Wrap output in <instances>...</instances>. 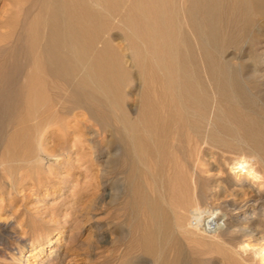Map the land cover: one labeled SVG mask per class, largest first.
I'll return each instance as SVG.
<instances>
[{"label":"rangeland","instance_id":"rangeland-1","mask_svg":"<svg viewBox=\"0 0 264 264\" xmlns=\"http://www.w3.org/2000/svg\"><path fill=\"white\" fill-rule=\"evenodd\" d=\"M36 1L0 0V63L19 61V38L37 14ZM84 2L102 22V35L121 64L119 92L105 94L92 83L78 84L77 71L70 75L73 85L45 75V101L35 108V117L47 107L53 116L26 137L28 161L8 157L6 141L12 126L0 130V264H264V253L263 257L234 254L236 235L210 239L203 235V224L195 232L186 219L195 208L212 211L222 200L243 201L248 193L241 190L236 195L239 180L264 196V14L251 15L245 0H224L225 15L219 20V32L231 41L221 53L228 49L232 53L230 71H241L247 89L241 112L251 121L239 127L236 142L211 149L195 138L161 95L156 109L159 117L165 112L174 119L165 132L172 142L159 161L147 159L144 169L139 166L135 172L134 125L149 105V83L158 78V71L119 12L103 0ZM41 16L44 28L48 19ZM190 32L186 39L193 46L198 71L208 76L209 63ZM18 70L22 77L23 69ZM32 104L28 97L19 102L22 110ZM255 139L263 150L256 149ZM242 159L253 162L260 176L257 183L243 173L236 176L233 163ZM137 186L145 196L157 194V202L170 209L175 231L161 241L164 246L161 243L157 254L143 247L144 215L134 203ZM177 204L179 211L173 209ZM220 213L229 219L235 211Z\"/></svg>","mask_w":264,"mask_h":264},{"label":"bare ground","instance_id":"bare-ground-1","mask_svg":"<svg viewBox=\"0 0 264 264\" xmlns=\"http://www.w3.org/2000/svg\"><path fill=\"white\" fill-rule=\"evenodd\" d=\"M84 1L37 0L35 2L38 7L37 14L28 21L19 38V50L22 52L19 61L12 58L8 62L0 63V130L6 125L12 126V133L6 141L9 148L8 157L11 159L29 160L26 137L53 116V110L47 107L35 117V108L42 107L45 101L43 94L45 75L61 79L64 85L70 83L73 85L70 75L77 71L78 84L92 83L98 91L105 94V91L109 93L111 90H115L113 95L119 92L118 87L121 83L118 71L122 69L121 64L102 35V22L89 11ZM103 1L125 18L128 27L141 42L145 54L156 65L158 71V78L149 83V105L134 125L135 172H138L139 166H146L147 159L159 161L172 142L165 132L166 129H170L174 119L165 112L159 117L156 109L161 95L167 98V105L170 103L175 107L174 111L195 138L211 149H220L227 142L237 140L241 134L239 127L250 122L251 118L248 114L242 113L248 100L247 89L242 83V73L230 71L232 53L228 52L229 49L227 53H221V48L231 42L219 32L220 17L225 15L224 0ZM244 5L250 8L251 15L264 14V0H245ZM42 14L48 19L44 28ZM189 32L193 35L195 47L199 46V52H202L209 63L208 76L198 71L193 46L186 39ZM18 68L23 69L22 77L19 76ZM250 73L252 72L248 71V74ZM23 97H28L33 102L26 110L19 106ZM231 100L232 104L226 103ZM248 132L250 133V130ZM254 144L257 150H263L260 140L255 139ZM233 166L238 169L235 172L236 176L240 177L241 174H238L240 172L255 182L260 178L251 160H238ZM250 186L244 180L237 182L236 195H239L241 190H244L245 194L248 193V197L243 201L222 200L212 211L193 209L186 218L189 229L200 231L203 224L205 230L203 235L210 239L236 235L234 254L263 257L264 230L259 229L258 221L259 216L264 220V196L252 192ZM134 191H137L135 207L141 209L144 215V219L142 218L144 222L141 224L143 247L148 253L157 254L160 252L158 249L161 247V241H165L175 231L168 214L170 209H164L157 202L155 199L157 194L155 198L145 196L140 193L138 186ZM163 198L162 196L161 200ZM176 208L177 211L180 210L178 204L173 207ZM220 211L235 213L226 219ZM248 239L254 243L250 244Z\"/></svg>","mask_w":264,"mask_h":264}]
</instances>
